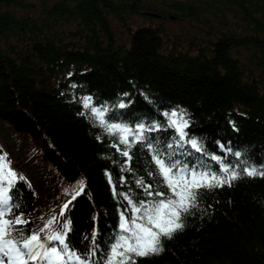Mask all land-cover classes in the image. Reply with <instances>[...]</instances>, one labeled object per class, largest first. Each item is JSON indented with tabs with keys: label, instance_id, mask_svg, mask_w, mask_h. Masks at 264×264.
<instances>
[{
	"label": "trees",
	"instance_id": "1",
	"mask_svg": "<svg viewBox=\"0 0 264 264\" xmlns=\"http://www.w3.org/2000/svg\"><path fill=\"white\" fill-rule=\"evenodd\" d=\"M38 1L0 0V156L16 173L11 215L27 221L16 227L43 241L66 223L69 250L107 264L120 214L140 215L132 204L169 195H154L165 188L152 159L159 150L199 172L223 176L228 167L239 178L231 188L200 189L183 231L135 264H264V176L242 170H264V0ZM129 13L143 22L124 21V41L111 16ZM88 97L106 123L134 129L130 145L104 133L84 107ZM173 111L200 152L178 147V133L167 137L164 114ZM141 124L147 139L136 143ZM66 264L79 262L66 256Z\"/></svg>",
	"mask_w": 264,
	"mask_h": 264
},
{
	"label": "snow or ice",
	"instance_id": "2",
	"mask_svg": "<svg viewBox=\"0 0 264 264\" xmlns=\"http://www.w3.org/2000/svg\"><path fill=\"white\" fill-rule=\"evenodd\" d=\"M91 98L84 99V107L91 108L92 115L99 120L100 126L109 134L116 136L119 144L130 145L128 135L132 130L120 124H108L104 120V111L100 108L90 106ZM125 105L120 104L123 108ZM169 117V124L178 133V138L173 137L178 147L185 144L190 145L195 152H200L201 148L194 138H187L188 134L184 131L188 127V121L181 114L177 116V112L164 114ZM156 128H159L157 125ZM144 125H138L137 131L139 135H135L137 142L144 141L143 137ZM187 138V139H186ZM117 147V145H113ZM151 148V142L146 144ZM172 148V145H167ZM122 155L129 156L128 151H123ZM173 153H169L167 158H162L159 150L153 155L152 159L157 166L155 169L157 178L162 177L161 183L165 185L164 191H157L154 195L158 197L165 196V199H159L150 203L140 201L139 205L132 204V211L140 215H133L131 218L120 214L119 229L120 232L114 238L115 242L110 247V255L107 257V264H135L134 257L159 255L163 252L162 238L172 239L174 234L183 231L185 224L183 219L192 214L193 209L199 208L198 196L200 189H214L223 187L225 184L231 186L233 180L239 178V173L228 167H223L222 172L225 174L219 176L215 173L199 172L195 168L188 169L181 167L178 160L172 159ZM234 155H239L235 153ZM212 159L220 162L219 157L213 156ZM248 176L261 175L264 176V170H257L254 167L242 169ZM151 175V173H150ZM16 179V173L12 171L7 163L6 157L0 156V264H30L31 261L40 262V264H66L67 260H76L79 264H86V260H82L80 256L69 250L65 243L68 224H62L59 230L54 231L47 236V241L57 242L62 247H49L45 242L41 241L39 233H30L25 236L26 229L17 228V225L26 224L20 216L11 215L12 208H18V204L12 202L9 190L13 187ZM111 180V177H109ZM142 183V181H141ZM84 182H80V191H83ZM148 187H151L149 185ZM77 192L76 195H79ZM148 195H153L148 192ZM75 199V196L72 197ZM71 203V201H69ZM68 208V203L63 209ZM63 211L61 212V215ZM11 215V219L7 218ZM142 220V223H138ZM55 222V217L49 220L41 231H45ZM63 233V234H62ZM95 249H93V252Z\"/></svg>",
	"mask_w": 264,
	"mask_h": 264
},
{
	"label": "rangeland",
	"instance_id": "3",
	"mask_svg": "<svg viewBox=\"0 0 264 264\" xmlns=\"http://www.w3.org/2000/svg\"><path fill=\"white\" fill-rule=\"evenodd\" d=\"M24 2H26V0H23ZM28 1H33V2H35L36 4L39 2L38 0H28ZM146 5H147V3H149V1L150 0H142ZM196 6H199V7H201L202 6V3L201 2H198V3H194ZM140 5H141V2H140ZM16 7L18 8L19 6H12V9H14V10H16ZM38 7L36 6V9H37ZM28 12V11H27ZM129 16H130V13L128 14V16L126 17V18H124L123 20H116V19H114L113 18V16H111V23H112V27L114 28V32H115V34L117 35V36H122V38L124 39V41H127L128 40V38H127V32H126V30H123V24L126 22V20H128L127 21V23H133V22H136V24H138V25H141L142 24V18H141V16L139 17V14H137V15H133V17L131 16L130 18H129ZM125 21V22H124ZM92 22H93V25H95V20H93L92 19ZM92 25V26H93ZM131 25V24H130ZM159 26V25H158ZM68 28H71V26L70 25H65V26H63L62 27V29H63V31H64V33L65 32H67V29ZM170 32H172V33H174L175 31H173V30H171ZM172 33H170V34H172ZM176 33V32H175ZM64 39L65 40H69L70 38H68L67 37V35H65L64 36ZM64 40V41H65ZM62 42V36H60L59 38H58V40H57V43H61ZM50 43H52V42H50V41H48V44H50ZM174 112V111H173ZM176 112V111H175ZM177 116L179 117V114L177 113ZM186 120V119H185ZM184 131L185 132H191V131H189V130H187V128L186 129H184ZM207 131V130H206ZM165 133H166V135H167V137H170V136H172V135H174V134H177V132H176V130L171 126V125H169V127L168 128H166V130H165ZM192 138H194V137H192ZM207 138L209 139V140H212L213 138H210L208 135H207ZM116 149H117V147H116ZM119 149V148H118ZM182 166L183 167H188L187 165H185V164H182ZM96 214V213H95ZM97 217H96V219L95 218H93L92 219V226H94V227H96V225H97ZM101 222V221H100ZM120 222V221H119ZM119 230V232H120V229H118ZM107 232L109 231V227L107 226V230H106Z\"/></svg>",
	"mask_w": 264,
	"mask_h": 264
},
{
	"label": "bare ground",
	"instance_id": "4",
	"mask_svg": "<svg viewBox=\"0 0 264 264\" xmlns=\"http://www.w3.org/2000/svg\"><path fill=\"white\" fill-rule=\"evenodd\" d=\"M67 95V94H66ZM80 104V103H79ZM81 105V104H80ZM82 107V106H81ZM86 110H87V108H85ZM80 110H82V109H80ZM79 112V111H78ZM77 113V112H76ZM79 113H82V112H79ZM85 113V112H84ZM90 113H91V110H90ZM87 115V114H86ZM78 116V115H77ZM81 116V115H80ZM115 116V115H114ZM114 116H113V118H114ZM86 117V116H85ZM88 117V116H87ZM92 118H93V116H91ZM105 117V116H104ZM119 117V116H118ZM107 118V117H106ZM124 118V117H123ZM108 120V119H107ZM106 120V121H107ZM113 120V119H112ZM125 120H126V118H125ZM95 121H96V119H95ZM90 122V121H89ZM111 122V121H110ZM99 123V122H98ZM113 123L115 124V121H113ZM121 123V122H120ZM122 123H124L123 121H122ZM132 123V122H131ZM109 124V123H108ZM118 124V123H117ZM136 124V123H135ZM138 124V123H137ZM100 125V124H99ZM130 125H132V124H130ZM129 125V127H131ZM127 125H125V127H126ZM134 126V125H133ZM96 128V127H95ZM100 130V129H99ZM131 130H132V128H131ZM134 130V129H133ZM133 130H132V132H133ZM136 132V131H135ZM134 132V133H135ZM138 132V131H137ZM104 133H106V131H104ZM144 134V133H143ZM128 135V134H127ZM108 136V135H107ZM130 136H131V134H130ZM130 137H128V139H129ZM131 139H133V138H131ZM133 143H135L134 141H132ZM170 142V141H169ZM136 143H137V141H136ZM142 143V142H141ZM144 143V142H143ZM138 144H140V143H138ZM173 144V143H172ZM136 145V144H135ZM140 146V145H139ZM252 166V165H251ZM151 169V168H150ZM153 171H154V169H153ZM149 176V175H148ZM155 176V175H154ZM157 177V176H156ZM149 178V177H148ZM161 181V180H160ZM151 182H153V181H151ZM149 183V182H148ZM149 185V184H148ZM158 185V184H157ZM155 186V185H154ZM153 186V187H154ZM161 186V185H160ZM226 187V186H225ZM229 187V186H228ZM151 188V187H150ZM221 188V187H220ZM230 188H231V186H230ZM154 189V188H153ZM163 189V188H162ZM165 189V188H164ZM219 189V188H218ZM132 190V189H131ZM145 190V189H144ZM136 191V190H135ZM203 191V190H202ZM207 191H208V189H207ZM215 191V190H214ZM149 192V191H148ZM150 192H152V191H150ZM206 192V191H205ZM209 192V191H208ZM213 192V191H212ZM137 193V192H136ZM201 193V192H200ZM210 193V192H209ZM131 194V193H130ZM141 194V193H140ZM167 194V193H166ZM170 194V193H169ZM125 195V194H124ZM126 195H128V193H126ZM132 195V194H131ZM156 196V195H155ZM200 196H202V195H200ZM124 197V196H123ZM126 197V196H125ZM143 197V196H142ZM134 198V197H133ZM165 198V197H164ZM201 198V197H200ZM142 199V198H141ZM200 202V201H199ZM49 243H50V245H49V247H51V246H56V242H50L49 241ZM59 246V245H58ZM57 246V247H58Z\"/></svg>",
	"mask_w": 264,
	"mask_h": 264
}]
</instances>
